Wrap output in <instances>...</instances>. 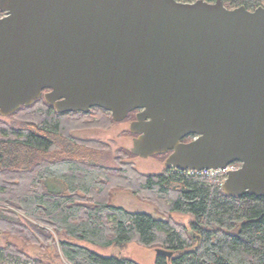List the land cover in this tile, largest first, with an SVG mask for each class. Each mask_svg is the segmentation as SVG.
I'll list each match as a JSON object with an SVG mask.
<instances>
[{
    "label": "water",
    "instance_id": "1",
    "mask_svg": "<svg viewBox=\"0 0 264 264\" xmlns=\"http://www.w3.org/2000/svg\"><path fill=\"white\" fill-rule=\"evenodd\" d=\"M0 11L2 116L41 96L59 113L101 107L115 121L140 110L134 154L169 153L181 171L239 163L223 191L264 197V4L0 0Z\"/></svg>",
    "mask_w": 264,
    "mask_h": 264
},
{
    "label": "trees",
    "instance_id": "2",
    "mask_svg": "<svg viewBox=\"0 0 264 264\" xmlns=\"http://www.w3.org/2000/svg\"><path fill=\"white\" fill-rule=\"evenodd\" d=\"M223 1L229 8L248 9L264 3ZM104 110L59 113L41 96L11 115L22 124L11 126L0 119V202L53 228L69 264H141L127 256L102 255L85 244L122 247L132 241L174 251L171 258L157 255L155 264H264V197L228 196L220 183L174 167L142 173L120 157L119 167L100 165L98 141L72 136L70 130L107 125L93 121L105 117ZM116 186L153 200L167 214H190L193 219L187 226L171 216L113 204L110 190ZM40 224H27L17 212L0 207V229L27 244L55 241ZM0 252L17 258L13 264H51L14 242L0 246Z\"/></svg>",
    "mask_w": 264,
    "mask_h": 264
},
{
    "label": "rangeland",
    "instance_id": "3",
    "mask_svg": "<svg viewBox=\"0 0 264 264\" xmlns=\"http://www.w3.org/2000/svg\"><path fill=\"white\" fill-rule=\"evenodd\" d=\"M2 15L3 13L0 11V16ZM103 112H105V117L100 118V116H96L93 121H100V123L107 125H89L70 130V134L72 136L86 140H95L96 142L98 141L97 144H100V146L96 148L95 152L96 160L100 165L106 167H119L117 157H120L119 159L123 162H132L142 173H158L162 172L166 168V159L169 154H156L149 157H141L131 151V148L133 147V140L136 136V134L130 130L132 121L136 119L135 112L132 111L128 117L122 121H115L110 111L104 110ZM110 118L113 119L112 123L109 121ZM0 119L11 126H18L23 123L20 117L11 115L0 116ZM238 165L239 164L235 163L233 166L239 167ZM226 177L227 170H220L218 176L210 179L217 182L220 179L225 180ZM109 200L111 203L121 205L131 211L149 212L157 217L171 216L176 222L187 226H189L190 221L193 219L190 214H183L179 212H171L167 214L160 207V205L153 200L137 195L133 191L121 186H116L110 190ZM0 207L8 208L17 212L21 219L27 224L29 221L40 224L11 205H5L0 202ZM40 225L49 229V231L54 235V242L50 241L42 244H27L18 236L0 229V246H5L8 242H14L24 248L33 258L41 259L51 264H69L59 250L58 240L60 235H58L50 226L44 224ZM85 244L102 255L127 256L141 264H155L157 257L156 248L161 247L159 245L146 246L137 241H132L122 247L116 245L102 247L90 243ZM1 260H4L6 264H13L18 261L17 258L10 255H3L0 252V261Z\"/></svg>",
    "mask_w": 264,
    "mask_h": 264
},
{
    "label": "built area",
    "instance_id": "4",
    "mask_svg": "<svg viewBox=\"0 0 264 264\" xmlns=\"http://www.w3.org/2000/svg\"><path fill=\"white\" fill-rule=\"evenodd\" d=\"M235 168H236L235 166H229L228 169H226V170L228 171L229 169H235ZM190 172L196 173V174L201 175V176L208 177V179H209V178H214V177L218 176L219 173H220V170H214V169H209L208 168V169H204V170H201V171H192V170H190ZM217 182L222 185L223 182H224V179H220Z\"/></svg>",
    "mask_w": 264,
    "mask_h": 264
},
{
    "label": "flooded vegetation",
    "instance_id": "5",
    "mask_svg": "<svg viewBox=\"0 0 264 264\" xmlns=\"http://www.w3.org/2000/svg\"><path fill=\"white\" fill-rule=\"evenodd\" d=\"M140 110H135V111H133V112H135V117H136V114L139 112ZM136 136H137V134H136ZM135 136V137H136ZM192 139V137H189V138H187V139H185V141H189V140H191ZM167 154H169V153H167Z\"/></svg>",
    "mask_w": 264,
    "mask_h": 264
},
{
    "label": "bare ground",
    "instance_id": "6",
    "mask_svg": "<svg viewBox=\"0 0 264 264\" xmlns=\"http://www.w3.org/2000/svg\"><path fill=\"white\" fill-rule=\"evenodd\" d=\"M181 171V170H180Z\"/></svg>",
    "mask_w": 264,
    "mask_h": 264
}]
</instances>
